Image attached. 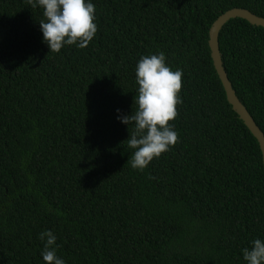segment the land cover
<instances>
[{"label": "trees", "instance_id": "trees-1", "mask_svg": "<svg viewBox=\"0 0 264 264\" xmlns=\"http://www.w3.org/2000/svg\"><path fill=\"white\" fill-rule=\"evenodd\" d=\"M80 49L44 44L43 9L0 0V264H246L264 240L259 145L227 102L208 47L213 22L264 0H92ZM232 89L264 134V28L233 19L218 37ZM163 52L181 70L177 143L143 170L128 163L135 68Z\"/></svg>", "mask_w": 264, "mask_h": 264}, {"label": "clouds", "instance_id": "clouds-1", "mask_svg": "<svg viewBox=\"0 0 264 264\" xmlns=\"http://www.w3.org/2000/svg\"><path fill=\"white\" fill-rule=\"evenodd\" d=\"M32 8L43 9L45 19L39 22L43 43L50 52L59 53L65 46L86 48L97 33L95 5L92 0H27ZM182 71L171 70L163 52L144 55L135 68L137 108L131 115L117 109L118 122L133 126L128 146L134 151L128 163L143 171L177 143L178 133L170 121L177 116L181 103ZM44 242L41 251L45 264H65L57 255L56 235L51 230L39 234ZM246 264H264V240L255 239L243 249Z\"/></svg>", "mask_w": 264, "mask_h": 264}, {"label": "water", "instance_id": "water-1", "mask_svg": "<svg viewBox=\"0 0 264 264\" xmlns=\"http://www.w3.org/2000/svg\"><path fill=\"white\" fill-rule=\"evenodd\" d=\"M233 19H242L250 25L264 28V18L254 15L247 9L233 8L221 14L211 25L208 33V47L215 72L221 82L226 95L227 102L232 107V110L237 114L245 127L249 130L252 136L256 139L262 156L264 167V134L256 125L253 118L248 113L247 109L237 98L235 91L232 89L231 82L228 79L226 71L223 67L221 54L219 51V33L223 26Z\"/></svg>", "mask_w": 264, "mask_h": 264}]
</instances>
